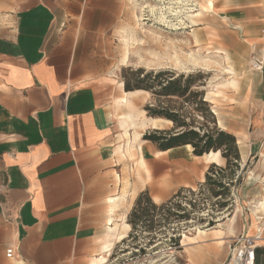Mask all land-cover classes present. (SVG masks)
I'll use <instances>...</instances> for the list:
<instances>
[{
	"label": "crops",
	"instance_id": "crops-1",
	"mask_svg": "<svg viewBox=\"0 0 264 264\" xmlns=\"http://www.w3.org/2000/svg\"><path fill=\"white\" fill-rule=\"evenodd\" d=\"M242 8L226 14L230 25L260 47L264 7ZM137 18L132 0H0V264L93 263L108 199L117 200L113 142L148 118L131 110L148 93L125 92L114 69L124 65L119 44ZM140 137L145 182L132 201L147 191L162 204L200 186L214 164L189 146L158 151ZM248 184L239 193L257 202L253 217L239 213L196 234L186 264H224L241 234L260 231L264 247V184L255 196Z\"/></svg>",
	"mask_w": 264,
	"mask_h": 264
},
{
	"label": "rangeland",
	"instance_id": "rangeland-1",
	"mask_svg": "<svg viewBox=\"0 0 264 264\" xmlns=\"http://www.w3.org/2000/svg\"><path fill=\"white\" fill-rule=\"evenodd\" d=\"M132 1L138 18L119 44L124 65L114 67L116 76L123 82L124 72L137 69L169 71L176 75L198 74L199 78L194 80L191 90L204 93V99L215 113L218 129L235 137L239 161L237 167L224 174H231L233 178L226 196L214 198L207 188L200 186L192 190L183 189L172 202L170 214H188L187 220L167 218L166 211H155L150 214L151 222L138 224L129 237L131 227L128 231L121 223L123 220L127 223L137 197L132 201L135 190L145 180L142 177L144 168L138 164L140 158L136 162L137 143L133 141V135L123 132L113 142V192L118 200L113 204L107 203L106 224L97 239L92 264H186L184 249L193 242L196 234L228 224L239 213L245 220L253 217L257 202H242L239 193L242 183L245 180L249 183L246 189L264 184V44L258 47L244 43L226 15L243 6L246 9L264 7V0H190L192 17H168L167 24L160 23L158 13L164 6H170L168 4L173 0ZM191 56L200 60L199 65L193 68L188 63ZM137 100L139 106L132 107L133 112L138 108L143 111L153 103L149 93ZM194 117L200 121L199 116ZM171 127L166 122H158V127L150 128L144 134ZM214 162L217 167L225 168V160L220 156ZM256 189L253 190L254 196L260 194ZM189 204L194 206L193 209ZM221 204L224 206L220 207ZM110 207L113 209L111 212ZM109 217L113 224L120 225L119 232L125 233V238L116 242L109 252H103Z\"/></svg>",
	"mask_w": 264,
	"mask_h": 264
},
{
	"label": "trees",
	"instance_id": "trees-1",
	"mask_svg": "<svg viewBox=\"0 0 264 264\" xmlns=\"http://www.w3.org/2000/svg\"><path fill=\"white\" fill-rule=\"evenodd\" d=\"M124 75L122 83L125 92L143 91L152 97L153 103L144 108L146 116L169 121L172 125L169 130L145 133L142 140L151 143L158 151L189 146L195 157L219 152L220 157L225 160V168L210 165L200 188H207L214 198L226 196L233 178L231 174H224L238 165L237 142L232 134L218 129L214 113L204 99V93L191 90L194 80L199 78L198 74L176 75L169 71L137 69L127 70ZM195 115L200 117V121ZM236 180L239 182L240 179ZM182 191L183 189L178 190L159 205L152 202L147 191L140 192L127 217V224L131 227L129 237L138 224L151 222L150 214L155 211H166L167 218L187 220L188 214H170L172 202ZM223 206L224 204L220 205ZM193 207L190 205V208ZM252 264H264V247L255 248Z\"/></svg>",
	"mask_w": 264,
	"mask_h": 264
},
{
	"label": "bare ground",
	"instance_id": "bare-ground-1",
	"mask_svg": "<svg viewBox=\"0 0 264 264\" xmlns=\"http://www.w3.org/2000/svg\"><path fill=\"white\" fill-rule=\"evenodd\" d=\"M143 1V0H142ZM165 1V0H164ZM189 3H190V0H173V2L171 3V1H170V3L168 4V5H170V6H168V7H163L160 11H159V21H160V23H162V24H167L168 22H167V19H168V17L169 18H175V19H178V18H180L182 15H184L185 17H192V15H190L191 14V12H192V6L191 5H189ZM172 5L174 6V5H177V7H172ZM211 3L209 4V9L211 10ZM189 7V8H188ZM145 7H143V9H144ZM148 8V7H147ZM153 8V7H152ZM159 9V8H158ZM195 10V9H194ZM153 11H154V8L153 9H151V12L153 13ZM156 11V10H155ZM146 12V11H145ZM152 15V14H151ZM153 16V15H152ZM196 16V15H195ZM193 17H194V15H193ZM155 19V18H154ZM189 19V18H188ZM192 19V18H191ZM158 21V22H159ZM141 22V21H140ZM161 24V25H162ZM155 57V56H154ZM154 60V59H153ZM188 63H189V65L190 66H192V68H193V66H197V65H199V63H200V60H198V59H196V58H194L193 56H191L190 57V60L188 61ZM182 67V66H181ZM144 68V67H143ZM232 73V72H231ZM236 83V82H235ZM128 100V99H127ZM127 100L124 98V97H122V99H121V103H126L127 102ZM131 116V115H130ZM126 117V116H125ZM127 117H128V115H127ZM130 118V117H129ZM128 118V119H129ZM126 121V120H125ZM158 121H159V123H160V121H162V122H166L167 124L169 123V124H171L169 121H166V120H163V119H153V118H147V119H144V120H139L138 119V123L137 124H135L134 122L133 123H131V125L130 126H132L133 127V129H136V128H138V129H141V131H142V129H145L147 126H150L151 128H153V129H155L156 127H158ZM126 124V123H125ZM161 125V124H160ZM124 132V131H123ZM126 132V131H125ZM128 132V131H127ZM134 134V136H133V141L134 142H137V141H139V137L141 136L140 135V132L139 133H137V131L136 132H134L133 133ZM126 135V134H125ZM219 156H220V154H219V152H216V153H209V154H206V155H204V159H205V161L206 162H212V163H215L214 161L215 160H217V158H219ZM138 164H139V166L140 167H143L144 168V164H143V161H142V159L140 158L139 159V161H138ZM144 171H145V168H144ZM118 200V199H117ZM115 201V200H114ZM108 203H110V204H113L114 202H113V200L112 199H109L108 200ZM259 205V204H258ZM264 206V205H263ZM116 207V206H115ZM254 207V206H253ZM260 207V206H259ZM262 209H263V207H261ZM113 210V209H112ZM111 210V207H110V212L112 211ZM123 219H125V218H123ZM122 226L126 229V230H129V225L127 224V223H125L124 222V220L122 221ZM107 235H106V239H105V243L103 244V247H102V249H103V252H109L110 250H111V248L114 246V244L116 243V242H120V241H122V240H124V238H125V233H121V232H119L120 230H119V226L120 225H118V224H113V221H112V219H111V217H109L108 218V220H107ZM105 258V257H104ZM103 260V259H102ZM106 262V261H105ZM95 264V263H94Z\"/></svg>",
	"mask_w": 264,
	"mask_h": 264
},
{
	"label": "built area",
	"instance_id": "built-area-1",
	"mask_svg": "<svg viewBox=\"0 0 264 264\" xmlns=\"http://www.w3.org/2000/svg\"><path fill=\"white\" fill-rule=\"evenodd\" d=\"M261 67H259L260 69ZM261 232L257 231L254 236L241 234L232 239L228 250L227 259L224 264H252L254 259V250L258 243L262 242ZM12 251H6V257L10 258Z\"/></svg>",
	"mask_w": 264,
	"mask_h": 264
}]
</instances>
